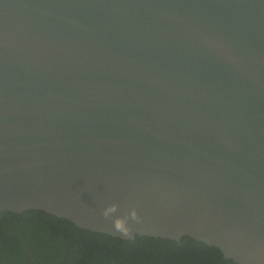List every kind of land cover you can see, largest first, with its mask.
<instances>
[{
    "label": "water",
    "instance_id": "obj_1",
    "mask_svg": "<svg viewBox=\"0 0 264 264\" xmlns=\"http://www.w3.org/2000/svg\"><path fill=\"white\" fill-rule=\"evenodd\" d=\"M112 202L264 264V0H0V211Z\"/></svg>",
    "mask_w": 264,
    "mask_h": 264
},
{
    "label": "trees",
    "instance_id": "obj_2",
    "mask_svg": "<svg viewBox=\"0 0 264 264\" xmlns=\"http://www.w3.org/2000/svg\"><path fill=\"white\" fill-rule=\"evenodd\" d=\"M0 264H238L184 235L121 238L40 209L0 211Z\"/></svg>",
    "mask_w": 264,
    "mask_h": 264
},
{
    "label": "clouds",
    "instance_id": "obj_3",
    "mask_svg": "<svg viewBox=\"0 0 264 264\" xmlns=\"http://www.w3.org/2000/svg\"><path fill=\"white\" fill-rule=\"evenodd\" d=\"M118 212L122 214H117ZM100 215L105 220H111L113 230L120 233L123 238L132 237L135 234L133 232V226L143 223V219L138 214L135 206L122 209L117 202L106 204L101 208Z\"/></svg>",
    "mask_w": 264,
    "mask_h": 264
}]
</instances>
